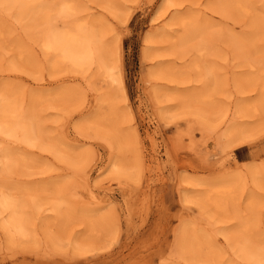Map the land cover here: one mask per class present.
<instances>
[{"label": "bare ground", "instance_id": "bare-ground-1", "mask_svg": "<svg viewBox=\"0 0 264 264\" xmlns=\"http://www.w3.org/2000/svg\"><path fill=\"white\" fill-rule=\"evenodd\" d=\"M92 1L108 12L111 17L107 19L118 18L122 26L129 22L132 11L140 7V0ZM258 2L264 8V0H160L150 18L154 30H148L142 39L141 62L151 64V69L143 72V81L161 122H169L175 109L208 120L227 119L230 108L219 99L226 80L217 59H229L230 54L245 73H234V83L238 87L243 84L261 87L258 99L251 103L240 99L232 114L236 113V119L254 116L253 113L264 115V13L256 12L254 5ZM85 7L79 0H0V232L5 239L3 248L8 251L21 244L16 240L34 239L33 222L47 219L41 216L43 212L50 219L55 217L56 232L49 230L44 234L59 250L60 244L66 242L75 249L74 253L86 256L92 251L90 248L100 244L110 246L114 239L117 218L114 210L108 208L112 199L101 197L99 191L91 188L84 165H80L78 177L85 193L80 194L79 200L68 194L64 179L38 188L27 187L30 181H23L24 185L20 181L10 182L13 177L31 176L29 170L34 164L42 167L41 156L34 160L26 148L46 152L70 171L78 169L72 158L81 154L94 156L90 145L83 152L73 146L79 140L76 137H61L62 140L50 141L45 147L40 143L47 131L41 125L42 102L64 105L73 98V112L81 114L87 108V94H93L92 108L73 124V131L84 141L106 145L108 168H100L98 172L108 169L117 188H130V193L134 192L129 183H136L140 174L137 130L122 75L121 37L116 32L109 36L108 42L104 37L114 27L91 21L94 12L89 13L90 10L81 16ZM224 13L231 21L236 16L248 21L242 25V30H246L235 35L227 28L228 21L217 25L215 16ZM20 33L29 41L22 42ZM33 44L44 55L51 72L64 65L70 73L88 72L91 79L88 91L57 86L46 90V94L30 90L26 97L20 82L10 76H19L14 72L23 71L19 64L28 67L36 64L37 56L30 52ZM256 52L257 61L253 58ZM255 67L256 75L250 71ZM31 85L35 86L23 84ZM243 131L231 117L222 134L227 147L242 145L246 140ZM170 144L175 153L182 149L178 135ZM186 150L196 154L192 144ZM213 156L206 154L205 159ZM238 174L179 177L177 190L181 203L186 211H193L206 223L202 227L196 221L182 220L174 229L173 252L179 260L186 264H264V223L259 226L258 216L262 202L253 191L260 182L258 173H249L253 184L250 190L246 189L247 180ZM55 176L58 179L61 175ZM76 206L79 210L73 209ZM80 226L83 233L77 235ZM26 242V247L35 246L34 241ZM226 248L239 263L231 258L222 261ZM230 259L233 263L227 262Z\"/></svg>", "mask_w": 264, "mask_h": 264}, {"label": "rangeland", "instance_id": "rangeland-1", "mask_svg": "<svg viewBox=\"0 0 264 264\" xmlns=\"http://www.w3.org/2000/svg\"><path fill=\"white\" fill-rule=\"evenodd\" d=\"M79 1L86 6L82 8L81 16L90 10L89 13L94 12L91 21L96 20L114 27L104 37L108 42L111 39L109 36L116 32L121 37L122 75L134 117L133 126L137 130V151L140 158V174L137 182L129 183L135 193H130V188H117L109 178L108 169L101 174L98 172L100 168H108L109 152L106 145L100 141H84L73 131V124L92 108L93 94H87V108L81 114L73 112L75 104L73 98L64 105L56 104L55 106V103L42 102L40 107L44 108L42 113L44 122L41 125L47 131H44L46 136L40 143L45 147L50 144V141L61 139V137L69 139L76 137L79 140L74 141L73 146L77 147L80 152L91 146L94 156L89 155L88 158V155L84 157L81 154L72 158L78 169L70 171L64 163L55 162L46 152L36 148H26V152L29 153L28 155H33L34 160L38 161L37 155L41 156L42 167L34 164L33 169L29 170L32 172L31 176L21 179L13 177L10 182L20 181L24 185L23 181H30L27 187L38 188L44 187V184L64 179L63 182L69 192L67 193L79 200L80 194L85 193L82 184H80L81 178L78 177L79 167L81 164L84 165L91 188L99 191L101 197L106 195L112 199L111 205L105 204V206L109 205L108 208L114 210L117 218L114 239L109 244L110 246L106 247L105 244H100V246L90 248L92 251H88L86 256L74 253L75 249L66 242L60 244L61 249L59 250L46 240L44 234L49 230L53 234L56 232L55 217L50 219L51 216H47L48 213L43 212L41 216L47 217V219H43V221L35 219L33 222L34 239L26 240L35 242V246L32 248L26 247L25 240H16L21 244L11 248L13 251H8L3 248L5 239L3 233L0 232V264H186L176 257V252H173L174 229L180 226L182 220L196 221L202 227H205L206 223L204 220H200V217L193 211H186L181 203L177 190L181 175L212 178L237 172L247 180L246 189L250 190L253 184L249 179V173H258L260 184L257 183V189L253 191L257 193L262 202L258 216L259 226H263L264 190L260 189L264 187V115L253 113L254 116L243 115L236 119L234 115L236 113L232 114L234 104L238 103L240 99H244V103H251L258 99L261 87L243 84L239 85L242 90L239 89L238 84L234 83L236 77L234 73H241L244 69L237 66V60L230 54L229 59H217L221 73L224 74V80H226L224 93L219 95V99L230 108L231 113L227 119L208 120L185 113L184 110L175 109L171 111L169 122H161L154 111L143 81V72L151 69V64L143 65L141 62L142 39L148 30H154L150 18L160 0H140V7L132 11V16L125 26L119 24L118 18L107 19L106 17L111 16L108 12L102 11L103 9L96 2L92 0ZM150 1H154L153 6H149ZM254 8L259 14L264 13L262 3H256ZM222 15L225 13L215 16L214 22L217 25L228 21L227 28L232 30L235 35L246 30H242V25H247L248 21H243L238 16L231 21L228 16L223 17ZM220 18H222L221 22ZM20 38L22 42L29 41L25 38L24 33H20ZM259 39L261 38L258 37L257 44L261 43ZM224 51L231 53L229 48H224ZM30 52L37 56L36 64L31 67L19 64L23 71L14 72L19 76H10L11 79L14 78L20 82L26 97L30 90L46 94V90L54 89L57 86L80 92L88 91L91 81L88 72L70 73V69L64 65L53 73L36 44L30 47ZM257 56L258 52L253 55L255 61L258 60ZM256 67L250 70L251 74H257ZM57 78L59 79L56 80ZM22 83L35 86L26 87ZM36 83L38 84L36 85ZM18 86L16 85V87ZM231 117L232 120H235V124L244 130L243 134L246 136L244 143L236 147H227L226 139L222 136L225 125ZM176 135L181 139L182 147L178 153L173 151L170 144V140L174 139ZM190 138H192L191 141ZM190 144L196 149V154L186 150ZM206 154H214V156L205 159ZM53 169L55 175H61L60 179H54L56 176ZM106 187L109 189L105 190ZM91 208L94 209V206ZM73 209L79 210L77 206ZM81 227L78 228L77 235L83 233ZM72 231H75L74 227ZM24 242L25 244H23ZM225 251L226 254L222 261L231 258L237 263L240 262L234 255L230 257L232 251L228 248ZM231 259L227 262H231Z\"/></svg>", "mask_w": 264, "mask_h": 264}]
</instances>
